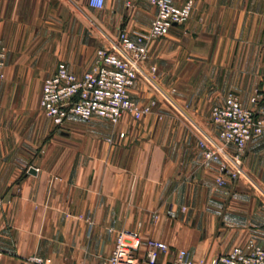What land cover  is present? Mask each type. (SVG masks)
Segmentation results:
<instances>
[{
    "label": "crops",
    "instance_id": "obj_1",
    "mask_svg": "<svg viewBox=\"0 0 264 264\" xmlns=\"http://www.w3.org/2000/svg\"><path fill=\"white\" fill-rule=\"evenodd\" d=\"M156 13L147 0H105L102 8L89 0H0L8 48L0 85V264H35L34 255L106 264L116 232L126 229L167 243L158 264L180 249L199 261L249 239L264 243V139L254 137L244 155L256 186L243 179L220 185L219 163L204 159L197 128L222 143L211 109L229 93L264 116V98L251 101L256 89L264 93V0H195L184 24L151 42L131 93L158 106L140 121L70 114L57 127L41 110L42 86L30 94L34 73L44 80L64 62L81 76L97 49L123 29L146 31Z\"/></svg>",
    "mask_w": 264,
    "mask_h": 264
},
{
    "label": "built area",
    "instance_id": "obj_2",
    "mask_svg": "<svg viewBox=\"0 0 264 264\" xmlns=\"http://www.w3.org/2000/svg\"><path fill=\"white\" fill-rule=\"evenodd\" d=\"M147 1L157 7L149 29L137 31L133 36L127 30H121L116 39L109 41L108 47L97 49L94 63L81 76L60 62L56 71L44 78L40 107L55 126L62 127L70 114L84 120L100 116L113 124L125 117L140 121L157 108L158 100L138 102L131 89L141 73V63L150 56L149 44L166 37L174 25L184 24L192 14L195 0H186L182 6L173 0ZM89 2L94 8H102L105 0ZM7 57L8 48L0 37V85L6 77ZM152 71H156V67ZM262 98L264 93L256 89L251 101L257 103ZM164 99L173 105L169 94H164ZM211 122L217 127L222 143L197 127L198 144L206 161L219 163L218 184L224 185L228 179H243L256 186L244 167V155L254 137L264 139V116L244 106L237 94L229 93L223 104L212 107ZM124 135L120 133V137ZM108 141L113 142L111 138ZM169 250L162 240L143 239L138 230H121L116 232L114 248L106 264H158L161 255ZM28 260L35 264H61L40 255L30 256ZM171 264H264V243L249 239L227 254L204 257L199 261H195L190 250L180 249Z\"/></svg>",
    "mask_w": 264,
    "mask_h": 264
},
{
    "label": "rangeland",
    "instance_id": "obj_3",
    "mask_svg": "<svg viewBox=\"0 0 264 264\" xmlns=\"http://www.w3.org/2000/svg\"><path fill=\"white\" fill-rule=\"evenodd\" d=\"M47 39L42 37L41 41L44 42L46 41ZM44 56V53H42V57ZM43 80H39L38 78V75H37V72L34 73V76L32 77L31 79V82H30V86H29V91H30V94L33 93V91H36V89L38 88V86H42V83L40 84V82H42ZM24 85H22V88H23ZM166 255V254H164ZM161 262V260H160ZM172 262V261H171ZM171 262L169 260H166L164 261L163 263L164 264H171ZM159 263V262H158ZM76 264V263H75ZM80 264H88V263H80Z\"/></svg>",
    "mask_w": 264,
    "mask_h": 264
},
{
    "label": "water",
    "instance_id": "obj_4",
    "mask_svg": "<svg viewBox=\"0 0 264 264\" xmlns=\"http://www.w3.org/2000/svg\"><path fill=\"white\" fill-rule=\"evenodd\" d=\"M33 171H35V168H32Z\"/></svg>",
    "mask_w": 264,
    "mask_h": 264
}]
</instances>
